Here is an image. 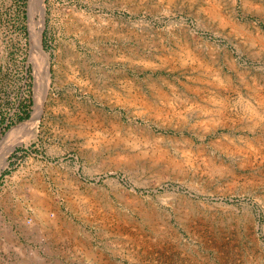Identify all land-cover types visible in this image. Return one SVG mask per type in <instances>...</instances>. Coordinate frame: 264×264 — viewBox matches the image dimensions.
<instances>
[{"label":"rangeland","instance_id":"374dc122","mask_svg":"<svg viewBox=\"0 0 264 264\" xmlns=\"http://www.w3.org/2000/svg\"><path fill=\"white\" fill-rule=\"evenodd\" d=\"M36 4L0 0V140L37 114L0 264H264V0Z\"/></svg>","mask_w":264,"mask_h":264},{"label":"bare ground","instance_id":"6f19581e","mask_svg":"<svg viewBox=\"0 0 264 264\" xmlns=\"http://www.w3.org/2000/svg\"><path fill=\"white\" fill-rule=\"evenodd\" d=\"M38 4L39 12L42 15L43 12V0H30L31 6ZM36 4V5H37ZM34 11V10H33ZM34 14V13H33ZM33 47L36 48L35 51L40 54V43L37 36L32 38ZM44 64V74L43 84L46 86L47 82V62L43 59ZM37 120V114H33L32 117L27 120L24 124L18 125L11 128L0 140V172L7 165V158L9 154L17 147L23 144H27L34 136L35 130L34 126ZM39 213V212H38ZM42 213V212H41Z\"/></svg>","mask_w":264,"mask_h":264}]
</instances>
